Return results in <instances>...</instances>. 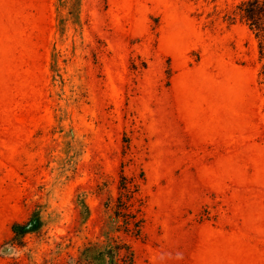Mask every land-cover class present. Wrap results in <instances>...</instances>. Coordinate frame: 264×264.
Here are the masks:
<instances>
[{"label": "rangeland", "instance_id": "obj_1", "mask_svg": "<svg viewBox=\"0 0 264 264\" xmlns=\"http://www.w3.org/2000/svg\"><path fill=\"white\" fill-rule=\"evenodd\" d=\"M242 1L79 0L74 21L70 0H0V264H108L110 244L133 264H264ZM121 176L136 238L108 226Z\"/></svg>", "mask_w": 264, "mask_h": 264}, {"label": "trees", "instance_id": "obj_2", "mask_svg": "<svg viewBox=\"0 0 264 264\" xmlns=\"http://www.w3.org/2000/svg\"><path fill=\"white\" fill-rule=\"evenodd\" d=\"M70 1L71 19L75 21L77 19L75 11L79 6V0ZM236 11L241 20H243L248 28L252 31L257 41L259 61L262 62L259 75L264 79V0H244L236 7ZM131 186L132 185L127 183L124 176L120 177L118 186L119 195L115 200L111 199L110 202L107 203V208L111 211L109 217L110 223L108 226L110 231H118L119 229H122L126 236L129 235L136 238L140 233L142 221H137L136 214L132 212V206L128 204L134 193L137 191V186L133 185V189H131ZM84 210H87L85 206ZM138 212L139 210L137 213ZM120 218L123 220L122 225H119L118 222ZM34 223V220H31L26 225L15 227V229L17 231L22 230L25 232V230L30 228L32 224L34 226ZM108 241L110 244L113 243L115 239L109 238ZM116 246L117 247H114L110 244L109 247L107 249H103L99 255L105 256L107 258L108 264H113L115 255L120 251H123L126 253L125 258L123 257V264H133V254L130 250V247L126 244H117Z\"/></svg>", "mask_w": 264, "mask_h": 264}]
</instances>
